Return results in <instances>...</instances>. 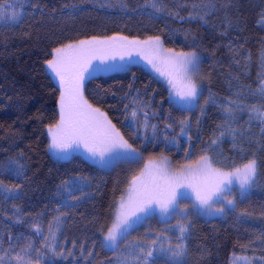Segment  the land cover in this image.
<instances>
[{
	"label": "trees",
	"instance_id": "obj_1",
	"mask_svg": "<svg viewBox=\"0 0 264 264\" xmlns=\"http://www.w3.org/2000/svg\"><path fill=\"white\" fill-rule=\"evenodd\" d=\"M192 3L164 0L170 10L185 18L181 20L174 15L151 14V7L144 6L146 0H25L22 6L18 0H0V6L9 4L22 14L19 23L0 21V117L23 115L41 107L32 146L11 136L0 140V162L13 159L24 165L22 179L6 169L0 173L6 186L20 185L16 198H0V247H8L9 235L23 234L39 250L41 264H117L116 256L104 261L109 252L100 247V225L110 224L113 205L126 183L112 171L91 163L84 153L64 161L51 155L46 128L59 118L60 87L47 72L45 62L54 48L79 39H147L158 35L163 47L195 51L200 57L204 83L199 108L182 111L170 99L164 82L136 65L90 77L84 94L107 114L140 156L166 155L175 164L197 161L210 138L218 135L217 125L224 123L223 102L240 105L232 110L235 120L229 123L245 135H238L235 146L231 137H226L207 154L215 167L225 170L233 163L256 159V183L236 202L231 215L209 220L196 216L184 222L190 228L183 260L184 264H235L243 259L247 261L244 264H264V125L252 112L253 108L264 110V96L259 94L260 81L264 80V0H195L203 20L189 19ZM134 98L137 105H148L138 113L137 121L126 119ZM125 104L130 105L127 111ZM144 112L148 113V123L157 127L155 137L150 127L143 126ZM181 120L190 123L192 147L179 134ZM168 124H172L171 129ZM240 149L243 151L238 155ZM73 177L86 178L85 191L91 195L79 200L76 207L65 209L62 205L67 193L59 186ZM56 217L62 222L60 232L54 240H43ZM149 221L132 231L128 239L150 244L152 238L163 235L168 237L164 246L175 248L176 229L155 219ZM33 223L41 225L42 235L35 234ZM47 243L55 252L44 246ZM89 251L92 256L87 255ZM155 255V264H171L170 256Z\"/></svg>",
	"mask_w": 264,
	"mask_h": 264
},
{
	"label": "snow or ice",
	"instance_id": "obj_2",
	"mask_svg": "<svg viewBox=\"0 0 264 264\" xmlns=\"http://www.w3.org/2000/svg\"><path fill=\"white\" fill-rule=\"evenodd\" d=\"M24 2L25 0H18L21 6ZM144 6L151 7L153 10L151 14L174 15L181 20L185 19L179 16V12L170 10L164 4V0H146ZM197 8L198 5L193 0L189 19H204L203 16L198 15ZM21 19L22 14L15 10L11 13L0 11V21L4 24H7L9 20L19 23ZM114 47L150 50L151 56L147 58V62L156 73L162 77H169L173 74L179 77L181 82L179 88L171 78L167 80V83L175 91V96L179 97V101L183 103L180 104L175 100L172 102L177 104L182 111H190L193 106L199 108L202 87L197 84L195 76L199 71L200 57L195 51L174 52L172 49H164L161 37L158 35L148 37L144 41H130L126 36H106L103 39L92 36L90 39H79L54 48L51 54L52 58L46 62L48 69L58 78L60 85V118L56 125L48 128L51 136L50 149L67 153L70 148L74 146L78 148L83 144L90 156L94 160L98 158L102 164H114L119 160L131 162L140 158L139 151L124 139L107 116L99 109L92 108L83 96V81L85 79L94 77L101 71L125 68L123 65L104 64L103 60H101L103 67L98 68L91 64L93 59L100 58L107 49ZM160 65L171 66L175 72H166ZM84 72H87V76L83 75ZM259 94L264 96V80L260 81ZM171 96L172 92L170 91ZM212 102L215 103V101ZM206 103L208 102L206 101ZM147 106L143 103L137 105L136 98H134L131 111L126 119L137 121L138 113ZM124 107L127 111L130 105L125 104ZM221 107L224 123L217 125L219 133L214 138H210L203 149V154L196 161V167L182 165L181 168L186 169L187 174L170 173L166 166L167 158L163 157L159 165L150 161L139 175L132 177L129 181L130 189L127 190V196L121 195L113 205L110 224L100 225L101 248L118 252L120 244L128 241L137 225L154 215H159L161 221L166 224L171 219L177 220V223L173 225V228L178 232L175 248L171 246L165 248L163 241H168V237L162 238L161 236L152 238L150 244L129 241L127 247L131 249L138 264H149V262L155 264L158 258L155 254L170 256L171 264H184L183 257L187 255L185 240L189 235L190 224L184 223L188 220L189 209L182 208L181 204L187 201L193 209L204 210L208 213L215 212L218 215H223L226 210L235 211L236 202L228 197L233 189L239 191L241 197H244L253 188L256 183L258 165L254 158L239 165L233 163L229 170L213 165L212 158L207 154L209 149L215 151V148L219 147L226 137H231L235 146L238 135L240 137L245 135V133H238L232 123H229V121L235 120L232 110L241 106L235 104L234 101H226L222 103ZM200 111L203 113L204 110L200 109ZM252 112L255 113L254 118L259 119L264 125V110L253 108ZM144 117L143 126L150 127L155 137L156 125L148 123L147 112H144ZM179 125V134L185 137L189 142V147H192L190 143L192 137L189 134L190 123L181 120ZM166 127L171 129L172 124H168ZM261 132L264 133V127L261 128ZM164 139L167 140L168 137L165 136ZM173 141H175V137ZM242 151L240 149L237 154L239 155ZM5 169L15 178H23L24 165L19 160L9 159L6 164L0 162V173H3ZM87 183L86 178L83 177H73L63 181L59 189L66 192L67 196L64 198L62 207L65 209L76 207L79 200L91 195L85 191ZM19 188V184L6 186L3 180H0V198L4 200L16 198ZM189 188L195 194L194 200L186 191ZM19 222L18 219L17 223ZM31 227L36 235H42L43 229L39 223H33ZM61 227L60 217L54 218V222L49 224V236H42V239L45 241L56 239V234L60 232ZM167 231H171V229ZM22 240H27V242L21 243ZM8 242L7 248L0 247V264H33V261L35 264H40L39 250L23 234L15 237L9 235ZM44 246L55 252L52 244L47 243ZM73 246H75V242H73ZM81 252L83 254V245H81ZM87 255L92 256L93 253L89 251ZM118 264H129V261L125 258L118 261Z\"/></svg>",
	"mask_w": 264,
	"mask_h": 264
},
{
	"label": "rangeland",
	"instance_id": "obj_3",
	"mask_svg": "<svg viewBox=\"0 0 264 264\" xmlns=\"http://www.w3.org/2000/svg\"><path fill=\"white\" fill-rule=\"evenodd\" d=\"M13 10H15L16 12H19V10L14 8V6H11L9 4L5 5L4 7L0 6V11H4L6 13H11ZM88 39H90V38H88ZM101 39H103V38H101ZM129 40L130 41H132V40L144 41L146 39L129 38ZM164 49H169V48L164 47ZM172 50L174 52H191V51H180V50H175V49H172ZM129 52H131V55H129ZM149 56H151V52H150V50H147V49L141 50V49H137V48L125 49V48H120V47H114L111 49H107L105 51V53L100 58L93 59L91 61V64L96 65L98 68H100V67H103V65L101 64V60H103L104 64H115V65L125 66V68L122 70H112V71H107V72L101 71V72L96 73L94 76L110 74V73L116 72V71H123L132 65L133 66L134 65L139 66L142 69H144L146 72L151 74L153 77H155L156 79L164 82V84L168 88L169 97H170V91L172 92V96L170 97V99L172 101L175 100V101L179 102L180 104H182L183 102L179 101V97L175 96V91L167 83V80L169 78H171L176 82L177 87L179 88L181 86V82L179 80L178 75L173 74L169 77L160 76L159 73H156L155 70L152 68V66L147 62V58ZM121 57H123V59H121ZM51 58H52V56H51ZM51 58H49V59H51ZM46 62H45V68H46L47 72L58 83V78L55 77V75L48 69ZM160 66L166 72H173V73L175 72V70L171 66H168V67H165L164 65H160ZM83 75L87 76V72H84ZM89 78H87L83 81L84 99L87 100V102L92 106V108L99 109L101 113H104L107 116V114L101 108H99V107L93 105L91 102H89V100L86 98V96L84 94V85ZM195 80H196L197 84H199L201 87H203L204 75L200 70V63H199V71L195 76ZM59 87H60V85H59ZM59 101H60V93H59V99H58V112H59V118H60V103H59ZM194 107L195 106H193L192 108H194ZM40 116H41V107L40 106H36V107L32 108L29 112H27L23 115L1 116L0 117V140L5 136H11V137L16 138L19 141H22L24 144H26L28 146H32L34 143V140H35L36 129H37V126L39 124ZM59 118H58L57 122L59 121ZM107 118H108V120H110L108 116H107ZM57 122L52 124V125H49V126H54L57 124ZM111 123L113 125H115L112 121H111ZM49 126H47V128H46V133H47V137H48V146L51 143V136L49 135V132H48ZM116 129L118 130L117 127H116ZM53 130L55 131V128ZM72 148H70V149H72V151L70 153H68V152L67 153H60V152H58L54 149H50V148H49V151H50L51 155L54 157V159L59 160V161H64L70 155H73V154L84 153L85 156L88 158V160L91 163L97 165L98 167L112 171L119 179H123L125 181L126 185L124 188V192L122 194L125 196H127V190L130 189L129 181L132 179L133 176L139 175L140 172L145 168V165H148L150 161L154 164L159 165L161 163L162 158L166 157L167 158L166 166L168 167L170 173H179V174H187L186 169L181 168L182 165H191L192 167L197 166L196 161L184 163V164H175L166 155H157V156H153V157L140 156V158L138 160L131 161V162L125 161V160H119L114 164H102L98 161V158L94 160L90 156V154L85 150L83 144H81L80 147H78V148H76L75 146ZM186 191L189 193L190 198L192 200H194L195 194L192 192V190L189 188V189H186ZM244 197H241L239 191L233 189L231 195L228 198L233 199L235 202H237L239 200H242ZM181 207L182 208L187 207L189 209L188 218H190V217L194 218L196 216H200L206 220H209V219H214V218H224V217H226L227 214L231 215L233 213L232 210H226L223 215H218L215 212L208 213L204 210L193 209L191 207V204L188 203L187 201L185 203L181 204ZM218 207H219V205H218ZM150 219L151 220L155 219L158 222L164 223L159 218V215H154ZM143 222L144 223H146V222L150 223L151 221H149V219H147L146 221H143ZM143 222H141L139 225H137V227H139L141 224H143ZM176 223H177L176 219H171L169 223H167V224L164 223V224L173 226ZM175 234H177V233H175ZM161 237H163V235ZM130 240L131 239H128V241H125L123 244H120V250L118 252L110 251L107 249L109 254L104 259V261L108 263L110 258L114 259V257L116 256L115 260L117 261V264H118V261L123 260L125 258L128 259L129 264H138V262L135 259V256L132 254L131 249H129L127 247L128 242ZM164 247L167 248V246H164ZM244 263H247V261L243 260V259H237L235 262V264H244ZM33 264H35V261H33ZM44 264H55V263H52V261H49V262L45 261ZM59 264H61V263H59Z\"/></svg>",
	"mask_w": 264,
	"mask_h": 264
}]
</instances>
